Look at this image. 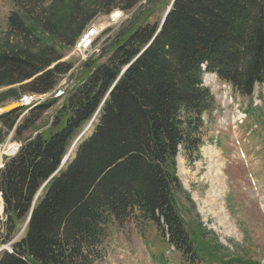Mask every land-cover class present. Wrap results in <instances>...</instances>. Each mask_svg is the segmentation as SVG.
Segmentation results:
<instances>
[{"label":"trees","instance_id":"16d2710c","mask_svg":"<svg viewBox=\"0 0 264 264\" xmlns=\"http://www.w3.org/2000/svg\"><path fill=\"white\" fill-rule=\"evenodd\" d=\"M44 1L19 0L24 17L12 12L10 30L31 41L36 23L56 35L55 18L48 14L53 8ZM90 1L52 0L50 5L62 6L54 15L69 21ZM112 1L131 9L138 0H100ZM151 1L102 50L106 60L90 64L65 95L51 128L3 156L0 244L10 250L2 251L0 264H93V248L104 239L108 222L134 213L153 221L189 264L243 263L225 256L213 237L202 240L205 230L199 224L187 227L176 199L182 189L175 158L179 151L188 157L198 151L202 118L215 108L202 85L204 71L245 96L264 83V0H173L160 28V22H147ZM94 13L85 10L71 30L73 38ZM57 60L27 47L0 49V86L27 80L29 92L46 93L70 70ZM47 107L34 105L21 122L18 109L3 113L0 124L18 137ZM94 115L92 132L68 154Z\"/></svg>","mask_w":264,"mask_h":264},{"label":"rangeland","instance_id":"374dc122","mask_svg":"<svg viewBox=\"0 0 264 264\" xmlns=\"http://www.w3.org/2000/svg\"><path fill=\"white\" fill-rule=\"evenodd\" d=\"M14 1L20 3L19 6ZM14 1L0 0V49L16 51L19 47H27L30 52H45L50 58H58L57 63L71 67L57 77L53 88L46 93L29 92L27 80L0 86V107L25 96L31 97L30 103L49 105L18 137L13 130L6 131L0 124V165L3 156L16 150L25 138L51 128L54 114L65 95L90 71V64L106 60L107 55L104 56L102 50L146 3V0H138L131 9H122L119 1L103 5L100 0H92L83 6V0L81 6L84 8L75 11L69 21H64L54 15L63 7L50 5L52 0H45V7L53 8V13L51 10L48 14L55 18L58 31L50 36L42 25L35 23V35L30 36L29 41L9 28L8 17L12 12L24 17L22 0ZM172 1L152 0L149 7L154 8L153 14L147 22H161ZM85 10L95 13L84 27L97 26L99 35L96 45L88 52L80 53L76 50L78 35L73 38L71 30L77 26L78 19L85 16ZM117 10L123 11V17L111 18V13ZM202 80L203 86L213 94L216 105L209 116L202 118V141L198 151L190 157L182 151L177 154L176 172L182 189L176 194L179 212L189 229L193 224H199L205 230L202 240L213 237L216 245L223 246L225 256L237 257L243 262L261 260L264 264V84H256L251 96H241L210 72H204ZM57 90H62L63 94L55 96ZM30 109L19 107L17 122L29 115ZM239 111L247 113L242 123L236 122ZM95 119L96 116L92 118ZM92 120L84 126V136L92 132ZM72 149L73 144L69 151ZM207 150L217 153L211 152L218 158L216 173L213 157ZM22 234L23 230L14 237L15 240ZM8 249V244H0V255ZM93 256V264H187L182 254L162 237L156 225L138 215L122 221L110 220L104 239L93 248ZM194 264L205 263L197 260Z\"/></svg>","mask_w":264,"mask_h":264},{"label":"water","instance_id":"95a60500","mask_svg":"<svg viewBox=\"0 0 264 264\" xmlns=\"http://www.w3.org/2000/svg\"><path fill=\"white\" fill-rule=\"evenodd\" d=\"M167 11H166V13H167ZM166 13H165V15H166ZM165 15H164V17H165ZM60 94H62L61 90L57 91L55 95L58 96ZM22 105L23 104L19 100H16V101L8 103V104H5V105L0 107V115L3 114V113H6V112L12 111V110H16L17 108L21 107ZM1 204H2V200H1ZM2 210H3V207L1 208V211Z\"/></svg>","mask_w":264,"mask_h":264},{"label":"bare ground","instance_id":"6f19581e","mask_svg":"<svg viewBox=\"0 0 264 264\" xmlns=\"http://www.w3.org/2000/svg\"><path fill=\"white\" fill-rule=\"evenodd\" d=\"M86 33V32H85ZM85 33L83 34V36L81 37V39H80V41H79V43H83L84 42V37H85ZM78 43V44H79ZM31 99V97L29 96H25V97H23L22 99H21V103H23V104H25V103H27V101H29ZM208 151V152H207ZM206 152L210 155L211 154V152L213 153H215V154H217L216 153V151H210V150H207ZM211 156L213 157V159H212V161H213V163L215 164V168H214V172L216 173V171H217V166H218V158H216V157H214L213 156V154H211ZM0 161H1V152H0ZM209 170H212V168L211 167H209ZM211 190H214V186H211V188H210ZM1 207H2V204H1V198H0V210H1Z\"/></svg>","mask_w":264,"mask_h":264},{"label":"built area","instance_id":"2783aa9c","mask_svg":"<svg viewBox=\"0 0 264 264\" xmlns=\"http://www.w3.org/2000/svg\"><path fill=\"white\" fill-rule=\"evenodd\" d=\"M95 35L96 29L92 27L89 31L85 33L84 42L79 43L77 48L83 51L89 49V47L91 46L90 40L93 39Z\"/></svg>","mask_w":264,"mask_h":264}]
</instances>
